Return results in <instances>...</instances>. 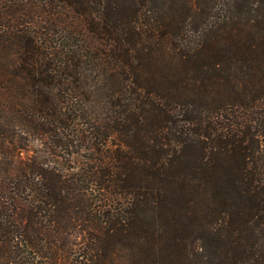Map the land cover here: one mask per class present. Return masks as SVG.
<instances>
[{"label":"trees","instance_id":"16d2710c","mask_svg":"<svg viewBox=\"0 0 264 264\" xmlns=\"http://www.w3.org/2000/svg\"><path fill=\"white\" fill-rule=\"evenodd\" d=\"M0 264H264V0H0Z\"/></svg>","mask_w":264,"mask_h":264}]
</instances>
